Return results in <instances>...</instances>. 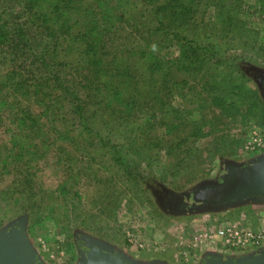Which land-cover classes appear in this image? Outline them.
<instances>
[{"label": "trees", "instance_id": "trees-1", "mask_svg": "<svg viewBox=\"0 0 264 264\" xmlns=\"http://www.w3.org/2000/svg\"><path fill=\"white\" fill-rule=\"evenodd\" d=\"M253 1L264 13V0ZM244 5L243 0H0V128L5 118L10 125H4L9 139L0 145V170L12 176L0 195H11L7 200L26 212H41L44 193L34 184L32 166L53 152L62 153L65 163L68 146L81 154L88 146L96 153L108 146L93 125L125 120L119 106L134 104L130 91L138 84L149 89L155 118L181 120L166 100H193L194 92L196 114L223 108L245 122L244 111L253 112L257 94L234 61L200 38L212 29V36L239 37L249 47L255 39L242 20ZM258 122L264 125L262 110ZM184 124H169L170 134L192 126V137L205 139L216 127L203 118ZM216 141L221 147L216 144L212 160H223L229 146L223 136ZM163 150L172 156V147L157 143L138 146L130 158L113 148L114 178L123 173V183H138L141 166L152 169ZM197 152L199 161L202 151ZM52 194L71 207L81 199L68 180ZM48 208L55 214V206ZM92 226L82 225L88 231Z\"/></svg>", "mask_w": 264, "mask_h": 264}, {"label": "rangeland", "instance_id": "rangeland-1", "mask_svg": "<svg viewBox=\"0 0 264 264\" xmlns=\"http://www.w3.org/2000/svg\"><path fill=\"white\" fill-rule=\"evenodd\" d=\"M243 1L245 13L242 20L254 36V45L250 43L249 47L244 48L239 37L233 39V36H212V29L206 37L200 38L203 45L206 43L214 47L221 57L234 61L246 77L247 87L257 94L258 101L256 104L254 101L253 112L244 111V115L248 117L245 122L239 116L233 119L231 113L223 108L207 107L202 113L196 114V93L190 94L194 96L193 100H182L174 97L178 93L176 91L171 96L174 99L166 102L171 110L181 113V120L175 121L172 116H167L166 120L157 116L155 118V103L148 94L149 89L138 84L130 91L134 96V101H131L134 104L119 106L120 117L125 120H113L104 127L96 123L93 125L100 131L108 146L97 153L88 146L84 154L68 146L65 163L61 160L65 159L62 153L53 152L48 159L32 166L34 184L44 193L45 204L42 205L41 212H26L14 201H8V196L0 195V234L20 228L44 264H81L89 243L110 247L116 253L140 264H169V258L159 256V253H163L160 246L166 251L172 245L176 248L174 261L181 264L177 256V239L180 236L189 240L202 228L218 227L229 222H242L253 228L260 226L264 218V204L246 205L224 212L194 210L187 215L174 213L168 208L175 198V201H179L186 196L194 195L196 203L201 185L213 187L220 184L228 176L227 170L233 164L247 165L264 157V146L255 152L246 151L247 144L257 137L256 133L264 141V125L258 124L261 110L264 114V13L258 8L256 11L253 0ZM212 16L213 11L206 17V21H211ZM208 29L205 27V31ZM170 79H174V74ZM249 107L251 106L247 105ZM196 118L214 122L216 127L211 136L205 139L192 137V126H184L170 134L169 124L185 125L184 123L196 122ZM4 125L10 126L6 118L0 128V145L9 139ZM208 129L205 127L204 132L209 131ZM222 136L226 139L224 143L229 146L228 154L223 160L218 156L212 160L216 144L220 145L216 138ZM150 143L162 144L164 148L172 147V156L167 158L163 150L160 154L161 161H156L152 169L143 164L142 178L138 183H123V173L117 174L115 179L110 168L113 164L110 151L114 148L124 158H130L132 150L136 151L138 146ZM198 150L202 151V154H198L199 161L196 160ZM87 153L93 157L85 156ZM0 155L3 156V153L0 152ZM11 180L12 176L0 170V193L7 190ZM66 180L80 192V203H76L75 207L59 199L55 200L56 196H52ZM162 192L167 194L166 206L160 202ZM10 197L11 195L8 198ZM177 202L173 205L179 207ZM115 205L117 207L113 210ZM50 206L56 207L55 214L49 210ZM64 215H69L70 222ZM89 222L93 223L91 231L82 227ZM128 231L146 244L145 249L127 243L125 236ZM83 244L85 247H82ZM212 254L228 258L243 256L223 255L220 251L201 249L195 253L197 264H201Z\"/></svg>", "mask_w": 264, "mask_h": 264}, {"label": "water", "instance_id": "water-1", "mask_svg": "<svg viewBox=\"0 0 264 264\" xmlns=\"http://www.w3.org/2000/svg\"><path fill=\"white\" fill-rule=\"evenodd\" d=\"M228 176L215 186L201 185L196 212H224L246 205L264 204V157L247 165L233 164ZM208 187V188H207ZM96 246V247H95ZM0 264H44L20 228L0 234ZM81 264H140L116 253L112 248L89 243ZM162 264V263H149ZM201 264H264V250L228 258L209 255Z\"/></svg>", "mask_w": 264, "mask_h": 264}, {"label": "built area", "instance_id": "built-area-1", "mask_svg": "<svg viewBox=\"0 0 264 264\" xmlns=\"http://www.w3.org/2000/svg\"><path fill=\"white\" fill-rule=\"evenodd\" d=\"M256 135L257 137L247 144L246 151L255 152L263 148V138L257 133ZM126 239L131 245L145 249L146 244L133 232L128 231ZM177 247L179 250L177 256L180 258L181 264H188L190 261L197 264L195 253L197 254L201 249L220 251L223 255L232 256L257 253L264 250V218L261 225L254 228L242 222H229L218 227L202 228L189 240L180 236L177 239ZM160 248L161 251H165L163 247L160 246Z\"/></svg>", "mask_w": 264, "mask_h": 264}, {"label": "flooded vegetation", "instance_id": "flooded-vegetation-1", "mask_svg": "<svg viewBox=\"0 0 264 264\" xmlns=\"http://www.w3.org/2000/svg\"><path fill=\"white\" fill-rule=\"evenodd\" d=\"M263 81V89H264V80ZM208 188V187H207ZM200 192V190L198 191V193ZM162 197H160V202H162L164 205L165 203L168 201L167 200V194L162 192ZM196 195V194H195ZM174 198V197H173ZM195 196L192 195L191 197H184L182 200L179 199V201H175V199L169 204L168 208H170L171 211H173L174 213H193L194 210H196V203L194 201ZM171 200V195H170V199ZM175 202H177L176 204H179V207H176L175 205H173V203L175 204ZM166 206V205H165ZM82 247H85V245L83 244ZM96 247V246H95Z\"/></svg>", "mask_w": 264, "mask_h": 264}, {"label": "crops", "instance_id": "crops-1", "mask_svg": "<svg viewBox=\"0 0 264 264\" xmlns=\"http://www.w3.org/2000/svg\"><path fill=\"white\" fill-rule=\"evenodd\" d=\"M175 251H176V248L172 245L171 246L169 245L165 252L159 253V256H163V257L165 256V258H167V259L169 258L168 259L169 261L167 260L169 262V264H179L178 262L174 261Z\"/></svg>", "mask_w": 264, "mask_h": 264}]
</instances>
